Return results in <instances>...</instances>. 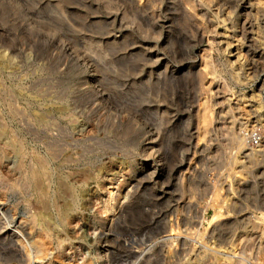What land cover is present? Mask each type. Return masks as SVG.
Listing matches in <instances>:
<instances>
[{
    "label": "rangeland",
    "instance_id": "1",
    "mask_svg": "<svg viewBox=\"0 0 264 264\" xmlns=\"http://www.w3.org/2000/svg\"><path fill=\"white\" fill-rule=\"evenodd\" d=\"M186 2L0 0V132L41 156L49 140L79 151L51 167L52 202L63 182L59 204L75 191L78 205L44 264H264V126L253 113L260 100L264 115V71L242 77L218 50L207 76L182 70L207 48ZM1 144L9 174L14 155ZM245 144L263 153L243 158ZM8 186L0 196L12 206ZM112 216L120 243L100 229Z\"/></svg>",
    "mask_w": 264,
    "mask_h": 264
},
{
    "label": "bare ground",
    "instance_id": "2",
    "mask_svg": "<svg viewBox=\"0 0 264 264\" xmlns=\"http://www.w3.org/2000/svg\"><path fill=\"white\" fill-rule=\"evenodd\" d=\"M186 3L187 12L191 20L190 27L193 30L192 33H194L195 39L198 38L201 42L206 41L207 48H202L199 52V58L197 55L195 59L193 58L194 60L191 65L188 68H181L182 70L193 72L201 77L207 76L210 71L209 67L213 59L214 51L218 50L223 52V54L227 53V63L231 66L232 70L235 71L238 69V73L242 77L243 75L247 77L251 73L257 75L260 73L259 71H264V6L262 0H187ZM95 84L94 82V85ZM95 86L93 87L95 89L94 91H97L96 94L102 98L103 94H101ZM206 88L213 95L220 87L218 88L215 83H209ZM262 88H264V81L260 84V89L262 90ZM255 104H257V107L253 113L254 118H256V123L259 122L264 126V115L261 114L260 100H256ZM207 120L208 117L205 114L204 121L207 122ZM234 134L237 141L242 140L240 133ZM3 135L0 132V143L6 147L4 150L5 152L9 149V151L13 153L14 161L12 170L9 174H5L4 172L7 171H4L0 165V188L9 185L8 190L10 195L16 196L18 201L15 205L11 206V202H8L6 198L3 199L1 198L2 196H0V264L7 263L8 261H14L17 264H44L46 258L50 256L49 253L51 248L49 245L55 241L58 245H61L66 238H69L70 235H67L68 232L65 231L64 226L72 224L71 222L77 217L76 212H74L78 205L75 191L72 192L73 194L71 195L70 201L68 200V202H62L61 205L59 204V198L62 197L63 182L59 188L60 193L58 194V201L52 202V199L48 196V193L50 195L49 189H51V185L55 180L53 179L54 173L51 170L52 164L57 163L59 159L62 161V158H64L63 161L65 162L74 159V157L72 159L70 158L72 156L71 151L73 150L69 152V149L66 150L67 148L65 149V147H62L59 142L49 140V142L47 141L48 143L46 142L47 144L45 147L47 151L46 156H41L37 152H30L24 139L17 137L21 140L14 141L11 139L12 141L8 142L6 141L7 136L4 137ZM14 136H16V134H14ZM243 141L242 143H244ZM151 146H153V143ZM241 149V155L246 159L257 158L263 153L261 149L254 150L251 147H247L246 144L243 145ZM74 150H76V148ZM156 151L157 150H155V152ZM75 153H79V151L76 150L74 154ZM79 155L80 154H78V157ZM78 157H76V159ZM32 160H34V165L31 164ZM68 177H70V175ZM75 177L76 176L73 175L71 180ZM67 190L70 189L67 188ZM133 191L126 189L121 192V204L116 205V207L114 205L118 211V218L124 216L127 211V207H129L131 203ZM70 194L69 191V195ZM50 205L54 206V209L59 210L58 213L56 212L57 217L53 216L54 218H52V216H49L48 218V215H45L48 219L45 217V219L41 218L38 212L44 211L48 207L50 208ZM60 206L63 208L60 209ZM114 216L107 222L102 223L100 229L107 231V234H109L105 239L108 240V238L113 237L114 241L117 239V242L120 243L116 230L121 228H119V220L116 221ZM53 223H55L54 226ZM108 244L110 243L108 242ZM72 264L78 263L75 261Z\"/></svg>",
    "mask_w": 264,
    "mask_h": 264
},
{
    "label": "built area",
    "instance_id": "3",
    "mask_svg": "<svg viewBox=\"0 0 264 264\" xmlns=\"http://www.w3.org/2000/svg\"><path fill=\"white\" fill-rule=\"evenodd\" d=\"M246 135H247V138L249 139L250 143H252V144H258L259 143L260 137H259V134L256 133L255 131L250 132V133L247 132Z\"/></svg>",
    "mask_w": 264,
    "mask_h": 264
}]
</instances>
